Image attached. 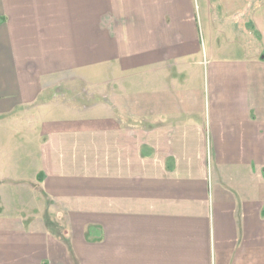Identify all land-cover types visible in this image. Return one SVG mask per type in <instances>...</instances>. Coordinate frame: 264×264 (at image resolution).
<instances>
[{
	"label": "crops",
	"instance_id": "obj_1",
	"mask_svg": "<svg viewBox=\"0 0 264 264\" xmlns=\"http://www.w3.org/2000/svg\"><path fill=\"white\" fill-rule=\"evenodd\" d=\"M1 174L0 264H264V0H0Z\"/></svg>",
	"mask_w": 264,
	"mask_h": 264
},
{
	"label": "rangeland",
	"instance_id": "obj_2",
	"mask_svg": "<svg viewBox=\"0 0 264 264\" xmlns=\"http://www.w3.org/2000/svg\"><path fill=\"white\" fill-rule=\"evenodd\" d=\"M4 118H6V116H4ZM15 162H18V160L5 162L4 165L8 170H11ZM1 176L4 179L0 184V204L4 206L6 211L17 206V204H20L17 208L20 209L21 212L28 215V213L31 211L29 207L33 206L32 204H36L38 200L42 199V195L40 193H35L32 186L25 187V185L21 186L20 193H18V191H11V185L7 177H5L4 174H1Z\"/></svg>",
	"mask_w": 264,
	"mask_h": 264
}]
</instances>
